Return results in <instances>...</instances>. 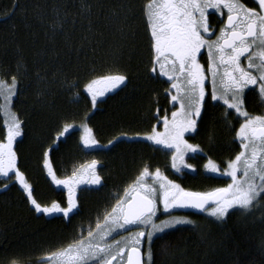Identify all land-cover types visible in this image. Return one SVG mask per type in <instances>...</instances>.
<instances>
[{
    "label": "trees",
    "instance_id": "16d2710c",
    "mask_svg": "<svg viewBox=\"0 0 264 264\" xmlns=\"http://www.w3.org/2000/svg\"><path fill=\"white\" fill-rule=\"evenodd\" d=\"M145 2L0 0V73L8 79V73L14 74L19 82L12 108L25 124L14 149L33 197L42 207L53 201L66 205L65 190L51 182L43 166L47 151L58 177L92 160L100 163L103 177L102 186L79 189L78 209L70 218L37 213L13 174L12 182L0 177V264H7L12 256L30 264L34 257L87 234L145 164L150 171L159 168L169 174L186 191L206 192L225 184L226 178L201 168L207 159L224 168L240 151L236 133L242 117L220 102L206 96L197 129L188 137L200 149L188 157L197 165L196 173L173 174L170 150L139 137L162 124L163 116L169 117L176 107L167 77L158 69L151 72L149 32L141 12ZM241 2L256 6L254 0ZM113 67L128 79L93 107L84 85ZM72 83L79 88H69ZM258 97L254 89L248 92L249 113H263ZM3 119L0 113V124ZM67 123L78 127L56 141ZM79 124L92 128L95 146L81 144ZM192 216L191 223L153 238L155 264H264V200L251 213L231 209L224 221L201 213Z\"/></svg>",
    "mask_w": 264,
    "mask_h": 264
},
{
    "label": "snow or ice",
    "instance_id": "6c2138e0",
    "mask_svg": "<svg viewBox=\"0 0 264 264\" xmlns=\"http://www.w3.org/2000/svg\"><path fill=\"white\" fill-rule=\"evenodd\" d=\"M254 3L256 7L250 8L241 0H146L141 7L149 32L151 72L155 73L156 66H159V74L171 83L168 91L173 105L179 104V110L171 113V120L166 114L163 116V132L153 127L151 134L143 139L173 150L171 166L177 173L182 171V167L191 168V165L183 163L184 157L187 153H198L200 149L189 144L185 134L197 129L208 95L205 82L210 79L211 100H222L227 109L234 110L244 121L237 132L242 150L227 162L226 169L220 173L230 177L232 182L211 191L189 192L168 180L159 168L151 172V166L145 164L133 184L124 190V195L116 197L110 210H104L102 222L97 217L95 229L90 226L86 236L80 233L55 250L34 257L30 264H155L153 238H159L157 234L178 225L191 223L173 218L157 224L159 203L163 204L164 212L176 207H190L207 212L217 221H224L231 209L251 213L264 200V115L252 116L244 107L245 89L251 86L258 88L264 101V0H254ZM209 9L227 17L215 40L206 39L204 35L210 37L213 34L208 21ZM202 49H207V68L199 60ZM242 57L247 60L246 67L242 66ZM7 75L9 79H0V99L4 101L0 104V113L4 117L3 124H0V177L12 182L13 176L9 175L12 173L14 182L27 193L37 213L62 214L64 218H70V214L78 209L80 184L103 185V177L97 171L99 162L92 160L82 166L90 173L87 181L78 177L75 171L66 179H58L48 158L49 153L45 152L43 166L52 182L67 190V200L66 206L56 201L43 207L37 203L32 185L17 164L14 144L18 137L24 135L25 121L12 111V99L19 93L17 76ZM37 77L40 78L39 73ZM127 79V74L113 67L88 80L84 91L95 107L99 97L118 89ZM68 87L79 88V85L72 83ZM76 95L79 96V92ZM230 114L225 113L226 116ZM155 118L159 122V110ZM72 127L65 124L59 130L57 140L69 133ZM84 131L82 143L86 147L95 146L92 129L84 126ZM204 167L211 173L220 172L219 165L211 160ZM7 186L6 183L4 187ZM129 226L143 230L124 236L123 232H131ZM116 235H120V239H116ZM145 243L147 248L142 251ZM7 264L25 262L20 256H12Z\"/></svg>",
    "mask_w": 264,
    "mask_h": 264
},
{
    "label": "rangeland",
    "instance_id": "374dc122",
    "mask_svg": "<svg viewBox=\"0 0 264 264\" xmlns=\"http://www.w3.org/2000/svg\"><path fill=\"white\" fill-rule=\"evenodd\" d=\"M205 35V38L206 39H209V37H207V35L208 34H204ZM207 63L208 62H203V63H201V64H203L204 66H205V68H207ZM241 63H242V66H245L246 67V65H247V60L244 58V57H242L241 58ZM157 69H158V71L160 72V69H159V66L157 65ZM0 79H8V78H6V77H4L1 73H0ZM206 91H207V93H208V95L207 96H209L210 97V93H211V83H210V79L209 80H206ZM98 87H100V88H103L104 87V85H99ZM256 90H257V92H258V88H256V86L254 87ZM173 91V94H175V91L174 90H172ZM107 93V92H106ZM105 93V94H106ZM104 94V95H105ZM103 95V96H104ZM102 96V97H103ZM14 98V97H13ZM101 97H99L98 99H100ZM211 99V98H210ZM13 100V99H12ZM0 102H1V104H3L4 103V101L2 100V99H0ZM217 102H220L221 104H223L226 108H227V106L223 103V101L222 100H218ZM179 110V104L177 103L176 104V107L174 108V110L173 111H178ZM12 111L14 112V110H13V108H12ZM234 111V110H233ZM2 115H3V113H2ZM250 115H252V116H257V114H250ZM259 115V114H258ZM262 115H264V114H262ZM4 118V117H3ZM169 118V120H171V114H170V116L168 117ZM244 121H243V118H242V121H241V123H243ZM240 123V124H241ZM67 124H69V125H72L73 127L76 125V123H67ZM80 126H79V129H80V141H81V144L84 146V147H86L83 143H82V140H81V138L85 135V131H84V126H86L85 124H79ZM161 125V126H160ZM78 126V125H77ZM87 128H91L90 126H88L87 125ZM156 130L157 131H159V132H163L164 131V127H163V123L161 124H159V125H157L156 127ZM239 128H240V125H239V127H238V130H237V132L239 131ZM71 129H73V128H71ZM92 129V128H91ZM59 134V133H58ZM148 134H151V131L150 132H147V133H144V134H142V135H140L139 137L141 138V139H143V137L144 136H146V135H148ZM58 136V135H57ZM91 136H93V138H94V134H93V131H92V134H91ZM236 136H237V133H236ZM63 138V137H62ZM59 139H61V137L59 138ZM238 139V138H237ZM95 140V139H94ZM143 140H145V139H143ZM56 141H58L57 139H56ZM55 141V142H56ZM145 141H147V142H149V143H151V144H153L154 146H159V147H161V148H163V149H166V148H164L163 146H161V145H155L154 143H152L151 141H148V140H145ZM238 141H239V139H238ZM239 143H240V141H239ZM109 144V143H108ZM193 144V143H192ZM193 145H195V144H193ZM197 146V145H196ZM171 150V149H170ZM242 149H241V146H240V151H241ZM173 150H171V152H172ZM239 151V152H240ZM48 152V151H47ZM189 154H192V153H187L186 155H189ZM171 155H172V153H171ZM185 155V156H186ZM48 158H49V156H48ZM235 158V157H234ZM233 158V159H234ZM232 159V160H233ZM49 160H50V158H49ZM209 160H211V161H213L214 163H216L214 160H212V159H207V160H205V162L203 163V165H202V170L204 171V172H206L207 174H212V175H214V176H220V177H224V178H226V182H225V184H223V186L222 187H226L229 183H231L232 181H231V178L230 177H228V176H226V175H221L220 173H222L225 169H226V167H224V168H222V167H220L219 166V168H220V172H218V173H211V172H209V171H207L206 169H205V167H204V165L205 164H207L208 163V161ZM189 161V160H188ZM90 162L91 161H88L86 164H81L76 170H75V172L77 173V176L78 177H80V178H82L83 180H85V181H87V180H89L90 179V173H89V171L86 169V167H83L82 168V166H86V165H88V164H90ZM183 163H185V164H188V162H187V160H186V158L184 157V162ZM171 164H172V161H171ZM178 164H179V161H178ZM217 164V163H216ZM218 165V164H217ZM172 167V166H171ZM181 167H182V165H181ZM98 168V167H97ZM190 168H183L182 167V170H186V171H188ZM45 171H46V174H47V170L45 169ZM172 171L173 172H175V173H177L176 171H175V169H173L172 168ZM10 174H12V173H10ZM9 174V175H10ZM72 174L73 173H71V174H69L68 176H65V177H58L57 176V178L58 179H66L67 177H69V176H72ZM239 175V174H238ZM47 176L49 177V179L51 180V182H52V179H51V177L47 174ZM168 180H171V181H173L174 183H176V184H178L174 179H172V178H170V179H168ZM53 183V182H52ZM148 183L149 184H151L152 182L151 181H148ZM54 184V183H53ZM131 184H133V183H131ZM130 184V185H131ZM55 186H57V187H60V188H63V186H58V185H56V184H54ZM83 186H86V187H90L91 185L90 184H87V183H84V184H80V186H79V188L80 187H83ZM222 187H217V188H222ZM64 189V188H63ZM215 189V188H214ZM65 190V193H66V198H67V190L66 189H64ZM213 190V189H212ZM209 191V190H208ZM211 191V190H210ZM78 193V192H77ZM66 206V205H65ZM158 208H159V210H158V212H157V217H158V219H156V223L157 224H159L161 221H163V220H169V219H173V218H180V219H185V220H188V221H193V216L192 215H189V214H186L185 212H182V211H179V209L178 208H172V209H170V212H164L163 211V207H159L158 206ZM204 214H206V215H208V213L207 212H204ZM209 216V215H208ZM103 219V218H102ZM102 219H101V222H102ZM93 229H95V226H94V228ZM139 230H143V229H141V228H137V227H135V228H133V229H131V232H123L122 234L124 235V236H128V235H131L132 233H134L135 231H139ZM87 234H85V236H86ZM115 235V234H114ZM158 235V234H157ZM116 239H120V235H116ZM147 248V243H145V245H144V249H142L143 251L145 250Z\"/></svg>",
    "mask_w": 264,
    "mask_h": 264
},
{
    "label": "flooded vegetation",
    "instance_id": "af4514ba",
    "mask_svg": "<svg viewBox=\"0 0 264 264\" xmlns=\"http://www.w3.org/2000/svg\"><path fill=\"white\" fill-rule=\"evenodd\" d=\"M247 7H256V6H249V5H247V4H245ZM226 9L224 10V12L226 13ZM225 18H226V14L225 15H220V13H217V12H215V10H213V9H209V14H208V21H209V26H210V30H212V35L209 37L208 35H207V37H209V39H211V40H215L216 39V37L219 35V32H220V29L221 28H223L224 27V21H225ZM199 60H200V63H203V62H208L207 61V49H202L201 50V55H200V57H199ZM255 86H251V87H249V88H247V89H245V98H246V96H247V94H248V92L249 91H251V90H253L254 89V91H257L255 88H254ZM258 93V92H257ZM258 95H259V93H258ZM244 98V99H245ZM259 98V100H261V98H260V96L258 97ZM263 103V105H264V101L262 102ZM244 107H245V109L247 110V107H246V104H244ZM263 113L262 114H264V108H263V110H261ZM249 113V112H248ZM249 114H259V115H262L261 113H249ZM161 126V125H160ZM191 133L192 132H190V133H186L185 134V139L188 141V143L189 144H192L193 142H191V140L188 138L189 137V135H191ZM194 144V143H193ZM85 148H90V147H85ZM170 150V149H169ZM172 152H171V150H170V154H171ZM198 154V153H197ZM196 155V153H192V154H189V155H186L185 156V158H186V160H187V162H188V164L189 165H191L192 167L188 170V171H186V170H182L181 172H179V173H175V172H173V174H175V175H177V176H182L183 175V172H189V173H196L197 172V165H195V164H193V163H191V162H189L188 161V157L189 156H195ZM172 156V155H171ZM172 161V160H171ZM88 161H86L84 164H86ZM205 162V161H204ZM203 162V163H204ZM172 165V164H171ZM203 165V164H202ZM99 166H100V163L98 164V168H97V171H98V173H99ZM201 168H202V166H201ZM171 169H172V167H171ZM156 170V169H155ZM155 170H153V171H151V172H155ZM161 171V170H160ZM161 173L163 174V175H165L168 179H170V178H172V179H174L173 177H170V175L169 174H165L163 171H161ZM100 174V173H99ZM175 180V179H174ZM148 181H151L152 182V180L151 179H149ZM177 183H178V181L177 180H175ZM179 184V183H178ZM91 186L90 187H85V186H83V187H85V188H95V187H98L99 185H92V184H90ZM180 185V184H179ZM181 186V185H180ZM83 187H80L79 189H81V188H83ZM181 188H183L182 186H181ZM79 189H78V191H79ZM184 189V188H183ZM185 190V189H184ZM186 191V190H185ZM77 195H78V193H77ZM115 204V203H114ZM158 206L159 207H163V204L162 203H159L158 204ZM176 208H178L179 209V211H182V212H185L186 214H189V215H192V214H204V211H193V210H189V209H187V207H176ZM131 229H133V228H135V226H129ZM143 251V250H142Z\"/></svg>",
    "mask_w": 264,
    "mask_h": 264
},
{
    "label": "water",
    "instance_id": "95a60500",
    "mask_svg": "<svg viewBox=\"0 0 264 264\" xmlns=\"http://www.w3.org/2000/svg\"><path fill=\"white\" fill-rule=\"evenodd\" d=\"M226 19H227V17L225 18L224 23H226ZM187 209H189V210H193V211H200L199 209H194V208H190V207H187Z\"/></svg>",
    "mask_w": 264,
    "mask_h": 264
},
{
    "label": "bare ground",
    "instance_id": "6f19581e",
    "mask_svg": "<svg viewBox=\"0 0 264 264\" xmlns=\"http://www.w3.org/2000/svg\"><path fill=\"white\" fill-rule=\"evenodd\" d=\"M86 187V186H85Z\"/></svg>",
    "mask_w": 264,
    "mask_h": 264
}]
</instances>
